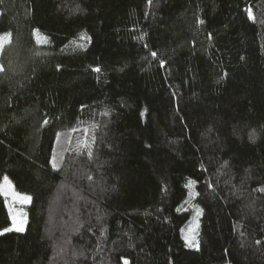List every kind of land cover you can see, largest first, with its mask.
I'll use <instances>...</instances> for the list:
<instances>
[{
  "label": "trees",
  "instance_id": "trees-1",
  "mask_svg": "<svg viewBox=\"0 0 264 264\" xmlns=\"http://www.w3.org/2000/svg\"><path fill=\"white\" fill-rule=\"evenodd\" d=\"M0 42V264H264V0H0Z\"/></svg>",
  "mask_w": 264,
  "mask_h": 264
},
{
  "label": "rangeland",
  "instance_id": "rangeland-1",
  "mask_svg": "<svg viewBox=\"0 0 264 264\" xmlns=\"http://www.w3.org/2000/svg\"><path fill=\"white\" fill-rule=\"evenodd\" d=\"M9 37V33L3 34L1 37ZM4 39L3 43L7 40ZM2 42H0L1 44ZM0 192L4 197L6 206L11 218V224L5 229H10L9 231H16L15 228L22 226L25 230L28 223V206L31 203V196L28 193L18 191L12 179L8 176H4L0 182ZM197 212L194 210L186 224V228L183 229V237L185 242L189 246V241H193L198 245L197 239L195 240V228L193 225L196 224ZM191 229V230H190ZM23 230V231H24ZM5 232V231H2ZM7 232V231H6ZM192 247V246H190Z\"/></svg>",
  "mask_w": 264,
  "mask_h": 264
},
{
  "label": "snow or ice",
  "instance_id": "snow-or-ice-1",
  "mask_svg": "<svg viewBox=\"0 0 264 264\" xmlns=\"http://www.w3.org/2000/svg\"><path fill=\"white\" fill-rule=\"evenodd\" d=\"M10 35V34H9ZM0 46H2V44H0ZM152 55H156L155 53H153ZM0 70H2V67H0ZM95 71H100L99 68L95 69ZM10 229H4L3 231H9ZM16 231H23V227L22 226H18L15 228ZM189 246H192V247H198L197 244H195L193 241H189ZM125 264H127V261H125Z\"/></svg>",
  "mask_w": 264,
  "mask_h": 264
}]
</instances>
